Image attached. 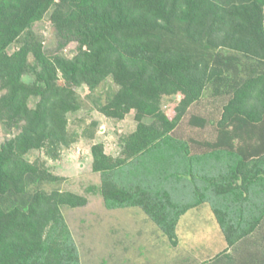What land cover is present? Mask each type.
Instances as JSON below:
<instances>
[{
	"label": "rangeland",
	"instance_id": "rangeland-1",
	"mask_svg": "<svg viewBox=\"0 0 264 264\" xmlns=\"http://www.w3.org/2000/svg\"><path fill=\"white\" fill-rule=\"evenodd\" d=\"M88 1L52 5L9 45L23 81L33 83L44 70L63 77L54 59L73 61L80 41L68 28H58L55 16L70 21L89 9ZM243 43L230 35L206 38L216 74L183 109L180 96L161 97L158 107L167 118L183 114L173 130L140 152H126V146L139 124L153 118L143 106L103 109L121 89L116 77L76 86L78 108L66 114L65 140L25 155L44 171L28 179L27 194L59 190L82 199L60 206L61 221L52 234L60 248L74 247L76 264H264V110L256 122L237 112L224 116L242 84L264 74V58ZM22 124L12 117L0 79V148L16 140ZM95 146L125 161L94 170ZM238 176L246 177L240 185ZM0 201L7 209L18 198L1 195Z\"/></svg>",
	"mask_w": 264,
	"mask_h": 264
},
{
	"label": "trees",
	"instance_id": "trees-1",
	"mask_svg": "<svg viewBox=\"0 0 264 264\" xmlns=\"http://www.w3.org/2000/svg\"><path fill=\"white\" fill-rule=\"evenodd\" d=\"M76 1L0 0V79L9 93L12 117L24 124L16 140L0 148V197L18 198L7 209L0 201V264L77 262L74 247L60 248L52 234L61 221L60 206L82 199L59 190L27 194L28 179L44 171L25 155L30 149L65 140L66 114L78 108L73 98L79 83L93 87L112 74L121 89L103 109L120 112L143 106L144 114L153 118L133 133L125 150L133 153L178 124L183 110L169 119L158 107L164 94L180 96L183 109L201 97L216 74L211 63L214 55H207V37L230 35L264 58V0H237L232 6L212 0H87L89 9L82 16L70 21L55 16L58 28H68L80 41L73 61L54 59L63 77L44 70L33 83L23 81L17 71L18 57L8 53L9 45L31 30L52 5ZM252 100L255 103L249 107ZM225 110L224 116L237 112L258 121L264 110V74L248 78ZM94 156V170L115 168L125 161L110 158L97 146ZM245 179L238 176V185Z\"/></svg>",
	"mask_w": 264,
	"mask_h": 264
}]
</instances>
